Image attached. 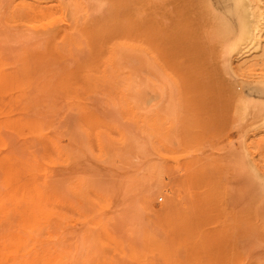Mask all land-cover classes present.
I'll return each instance as SVG.
<instances>
[{
  "label": "bare ground",
  "instance_id": "obj_1",
  "mask_svg": "<svg viewBox=\"0 0 264 264\" xmlns=\"http://www.w3.org/2000/svg\"><path fill=\"white\" fill-rule=\"evenodd\" d=\"M206 1L230 20L229 29L216 37L213 47L216 58L224 64V74L230 76L232 55L242 47H260L255 31L263 25L262 12L249 0ZM152 8L151 0H0V29L15 23L24 27L25 37L32 38L26 37V45L11 49L10 40L22 38V34L15 38L14 33H21L19 26L17 31L12 29L14 33L1 29L3 35L0 30V264H87L95 257L94 250H83V243H94L90 233V238L78 239L74 250L71 248L66 194L84 202L89 195L86 205L94 211L96 221L92 218L95 225L91 228L96 231L102 216L120 219L129 214V206L119 201V189L93 184L96 174L87 173L92 168H88L86 156L82 157L88 154L86 146L77 148L79 154L72 149L78 139L68 136L67 113L78 103L80 93L150 89L149 76L125 71L124 63L129 56L146 65L149 48L166 38L165 22ZM162 72L165 74L164 69ZM224 86L242 111L244 102L250 109L244 119L246 127L264 117V111L261 116L253 111V99L245 100L243 94L231 90V76ZM250 93L264 103V81L256 82ZM61 138L70 145L63 146ZM96 142L98 157L91 159L108 164L101 155L105 140L97 137ZM143 153L135 155L141 158L139 168L115 171L120 178L136 182L137 171L154 169L153 164L150 167L152 160H146ZM104 154L112 163V157L108 158L112 154ZM254 173L256 181L264 185V172L256 169ZM159 175L153 170L152 178L143 184L140 203L146 212L164 218V236H148V256L129 247L135 264H152L153 259L161 264H264L262 210L250 191L231 202L229 188L173 186ZM200 176L207 177L204 173ZM157 194L165 196V202L154 209L152 200ZM80 221L86 223L87 217ZM103 232L110 236L107 228ZM112 242L117 246L115 239ZM79 249L87 252L85 256H80Z\"/></svg>",
  "mask_w": 264,
  "mask_h": 264
},
{
  "label": "rangeland",
  "instance_id": "obj_2",
  "mask_svg": "<svg viewBox=\"0 0 264 264\" xmlns=\"http://www.w3.org/2000/svg\"><path fill=\"white\" fill-rule=\"evenodd\" d=\"M258 1L259 5H256ZM249 2L262 12L263 25L261 29L255 31L260 47L258 49L242 47L239 53L232 55L230 58L232 70L229 74H231V90L243 94L245 100L253 99V111L261 116L264 111L262 98L251 93L248 95V92L256 82L264 81V0H249ZM151 3L152 10L159 12L157 18L165 22L167 34L164 37L166 38L160 40L158 45L155 44L158 48L154 44L149 48L150 61L146 65L142 60L129 56L124 63L125 71L134 75L147 74L150 79V89L142 92L80 93L78 103L74 105L75 107L71 106L67 113L68 136L78 139L77 142L75 140L76 146L72 142V149L77 150L79 154L78 149L86 146L84 149L89 155L82 157L84 159L86 156V160H89L88 168L93 169L87 173L96 174L97 178L102 174L99 177L101 180L94 176L93 184L119 189V201L121 199L124 207L129 206L127 208L129 214L125 208L127 216L124 213V217L121 216L120 219V216H117L118 218L110 215L102 216L100 229L96 231L97 229L91 228L95 225L92 218L96 221L94 211L86 205L89 195L85 200L86 203L72 194H66L69 199L64 196L70 203L67 232L71 248L74 250V243L78 239L90 238L89 233L94 238V243H90L92 248L86 243H83L85 249L83 245L80 247L81 249L83 246V250L87 249V252L94 250L95 257L86 262L87 264H112V262L135 264L134 259L130 257L129 247L139 252V255H149L148 236L155 234L161 237V223L164 220L163 217L146 212L140 203L142 186L152 178L153 170L159 172L164 183L173 186L188 185L209 189L221 185L229 188L231 202H236L243 195L242 193L250 191L252 197L261 206L259 221L264 227V185L256 181L254 173L256 169L264 172V117L259 116L258 122L252 126L244 125L246 121L244 119L250 109L244 102L242 107L245 109L242 111L239 103L233 99L232 92L224 86L225 79L230 76L228 73L224 74V64L218 61L213 50L216 37L223 35L224 31L229 29L230 20L221 10L216 11L211 2L206 0L201 2L200 0H151ZM3 26L1 29L6 32L11 29L10 33H14L19 25L14 23L10 25L13 26L12 28ZM21 26L18 27L19 31L24 28ZM12 29L16 31L12 32ZM24 33L25 30L14 33L15 38L16 34ZM22 35L19 37H24L23 39L16 38L19 40L18 43L22 41L19 44L16 39L14 41L9 39L12 42L8 45L9 48L13 49L15 46L20 48L21 44L22 46L27 44H23L28 40L27 38L32 39ZM156 50L159 51L158 57ZM153 56L157 59L155 60L156 57ZM162 67L165 74L162 72ZM161 72L164 77L161 76ZM163 81L165 83L162 85ZM154 82L156 90L150 85ZM79 126L84 130L79 131ZM97 137L105 140L102 151L112 154L108 158L112 157L110 160L114 164L109 162L103 152L101 155L106 157L105 162L110 166L103 164L104 160L103 162L100 160L99 163L98 160L91 159L98 157H95L98 154ZM61 139L60 143L63 146L69 144L66 138ZM140 152L146 160H152L150 167L153 164L154 169L137 171L136 182L122 176L120 178L115 171L119 170L120 173L127 168H139L141 158H135V155ZM107 167L109 170H104ZM108 171L110 173L113 171L117 176L110 173L108 175ZM201 173L207 177L202 178ZM191 174L197 177H190ZM113 177L115 180H112ZM97 180L101 182L95 183ZM102 188L105 189L103 186ZM121 193L124 194L123 197ZM164 202L165 196L157 194L153 197L152 206L158 209ZM83 217H87L86 223L80 221ZM105 228L111 232L109 237L103 232ZM162 234L164 236V233ZM113 239L117 241V246L112 242ZM80 249V256L82 253L85 256L87 252L80 253L82 251ZM79 258L78 255V260L82 257ZM152 264L161 263L153 259Z\"/></svg>",
  "mask_w": 264,
  "mask_h": 264
}]
</instances>
